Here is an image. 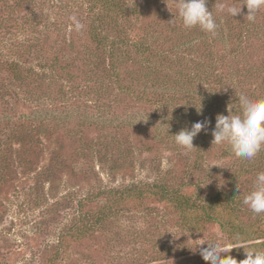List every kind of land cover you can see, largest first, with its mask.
<instances>
[{
    "label": "rangeland",
    "instance_id": "rangeland-1",
    "mask_svg": "<svg viewBox=\"0 0 264 264\" xmlns=\"http://www.w3.org/2000/svg\"><path fill=\"white\" fill-rule=\"evenodd\" d=\"M53 1L0 0V264H211L203 261L200 253L215 240L232 249L227 255H235L233 240L219 226L209 225L182 239V231L172 224L164 243L176 242L192 249L164 257L162 243L151 247L146 241L158 236L147 237L150 229L154 234V222L145 219L143 210L125 212L114 226L96 233L70 237L84 224L86 214L99 212L106 203L101 197L83 203L84 198L102 196L105 189L132 182L155 181L153 158L162 161L163 169L181 161L173 147L166 145L155 156L136 157L130 174L114 175L111 164L99 162V153L111 158L126 148L118 136L125 144L150 138L143 130L121 135L100 126L87 128L90 125L82 124L90 122L84 120L104 119L111 126L149 118L162 121L173 115L147 112L149 108L136 101L121 102L116 91L99 100L98 74L90 71L83 56L77 59L75 54L90 45L88 9L82 4L90 0H63L60 7ZM129 1L139 7L157 3L170 18L178 15L172 1ZM170 22L166 25L172 30L175 22ZM37 31L42 34H35ZM249 49L252 59L247 67L252 73L246 74L247 67L240 73L252 99H264V38L252 42ZM48 51L63 66H70L72 77L27 80L28 67L51 75L44 68L55 59ZM13 65L20 70L17 77ZM103 106L109 107L105 113ZM39 117L47 118V122L42 120L44 126L37 124ZM135 151L139 154L140 147L136 145ZM210 163L221 169L231 166L218 157Z\"/></svg>",
    "mask_w": 264,
    "mask_h": 264
},
{
    "label": "trees",
    "instance_id": "trees-1",
    "mask_svg": "<svg viewBox=\"0 0 264 264\" xmlns=\"http://www.w3.org/2000/svg\"><path fill=\"white\" fill-rule=\"evenodd\" d=\"M168 1L176 3V0ZM55 2L60 7L64 1ZM242 2L207 0L206 6L213 11L218 25L215 35L199 28L185 29L178 15H175L177 19L170 30L166 23L175 16L170 18L157 3L146 7L136 6L129 0L82 3L88 9L90 45L85 51H76L75 54L77 59L83 56L86 66L99 76L95 81L100 85L96 97L100 100L116 91L121 102L136 101L146 105L149 108L147 112L173 115L162 119L163 122L149 118L111 126L104 119L96 122L84 120L90 122L82 124L90 125L87 128L100 126L104 130H118L121 135L143 130L150 138L148 142L125 144L122 136H118L116 139L120 138L126 148L119 149L121 154L111 158L99 153V162L103 166L111 164L110 171L114 175L133 173L136 157L155 156L159 148L166 145L173 147L172 151L181 162L171 163L163 169L162 161L153 158L152 168L157 173L155 181L132 182L105 189L102 196L84 198L83 203L95 202L99 197L106 203L99 212L86 214L84 224L77 227L70 237L79 235L82 238L96 233L114 226L125 212L143 210L145 219L154 222V234L150 229L147 237L158 236L157 240L146 241L151 247L162 243L160 251L164 257L192 249L176 242L164 243L172 224L182 231V239H186L188 233L195 234L209 225L219 226L233 240L236 248L232 257L238 261L246 258L245 250H264V214L256 215L243 204L244 195L252 189L257 173L264 171V151L249 161L235 157L227 144H212L216 117L228 115L230 103L234 111L239 110L236 92L254 97L246 91L240 72L252 59L249 45L264 38V8L256 13L254 20L245 18L248 15L246 6L236 17L228 14L226 7L221 10L222 6L240 8ZM35 34L42 33L37 31ZM220 48L224 55H220ZM198 53L199 58L195 59ZM52 56L55 58L53 64L44 66L51 75L28 67L26 79H52L67 74L72 77L68 70L70 66H63L57 57ZM248 67L247 75L252 73ZM13 68L17 77L20 70L16 65ZM103 107V113L109 110V107ZM39 119L36 123L42 126L45 125L42 120L48 121L47 118ZM202 121H210L207 126L211 128L204 129L194 139L195 148L185 149L175 142L173 136ZM136 145L140 147L137 155ZM185 153L191 157L187 158L183 155ZM213 157L223 158L231 166L227 169L211 167ZM238 184L240 190L237 189ZM62 254L65 255L64 250Z\"/></svg>",
    "mask_w": 264,
    "mask_h": 264
},
{
    "label": "clouds",
    "instance_id": "clouds-1",
    "mask_svg": "<svg viewBox=\"0 0 264 264\" xmlns=\"http://www.w3.org/2000/svg\"><path fill=\"white\" fill-rule=\"evenodd\" d=\"M207 0H176L178 18L185 29L199 28L202 31L216 34L218 25L209 11ZM246 6L248 20H254L256 13L264 8V0H243L240 8L222 6L228 14L236 17ZM177 17L170 22L174 23ZM239 110H233V104L228 105V115L219 114L216 117L215 129L212 133L213 145L227 144L235 157L253 160L261 151H264V99H252L247 95L236 92ZM210 121L196 122L190 130H182L173 136L175 142L185 148H195L194 139L204 130ZM167 126V125H165ZM240 190V185H237ZM243 204L254 214H264V171L257 173L252 189L244 195ZM232 250V249H231ZM228 246L220 240L207 244V248L201 250V256L211 264H264V250H245L246 258L238 261L233 258ZM224 254V255H222Z\"/></svg>",
    "mask_w": 264,
    "mask_h": 264
}]
</instances>
